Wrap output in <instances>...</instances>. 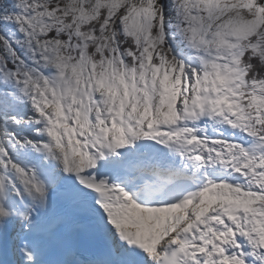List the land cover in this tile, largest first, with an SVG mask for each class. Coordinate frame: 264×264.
Here are the masks:
<instances>
[{
	"label": "snow or ice",
	"instance_id": "6c2138e0",
	"mask_svg": "<svg viewBox=\"0 0 264 264\" xmlns=\"http://www.w3.org/2000/svg\"><path fill=\"white\" fill-rule=\"evenodd\" d=\"M0 264H264V0H0Z\"/></svg>",
	"mask_w": 264,
	"mask_h": 264
}]
</instances>
